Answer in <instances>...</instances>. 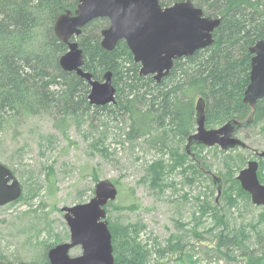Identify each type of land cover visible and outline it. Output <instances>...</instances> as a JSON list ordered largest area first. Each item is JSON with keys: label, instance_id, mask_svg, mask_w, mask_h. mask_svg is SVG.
<instances>
[{"label": "rangeland", "instance_id": "374dc122", "mask_svg": "<svg viewBox=\"0 0 264 264\" xmlns=\"http://www.w3.org/2000/svg\"><path fill=\"white\" fill-rule=\"evenodd\" d=\"M28 1L30 7L41 3ZM14 3L20 5V0ZM39 11L31 14L45 15L43 8ZM43 16L42 26L33 32L32 45L44 39ZM245 30V39L231 48L233 60L242 56L252 32L251 26ZM95 37L100 45L99 30ZM71 41L82 51L83 71L92 80L102 81L106 71L97 66L96 56L85 55L84 49H88L79 38ZM120 43L124 42L115 47L118 52L124 49ZM10 45L13 48L16 44L12 41ZM211 55L208 49L198 61H219L209 58ZM119 61L125 68L126 59L121 56ZM151 80L153 90L157 82ZM112 84L114 103L102 111L90 105L87 83L86 102L77 112L63 116L47 113L44 108L32 115L19 108L2 119L0 163L19 182L21 193L17 201L0 206V264H45L48 249L69 239L61 208L89 202L101 180L112 182L118 192L116 200L105 208L114 258L132 249L142 251L147 264H249L263 258L264 208L252 203L236 178L249 161H256L257 177L264 185V159L257 156V152H264V121L236 132L244 147L228 151L219 146L186 148L187 138L175 133L173 122L155 105L151 134L157 141L152 137L129 140L126 116L114 109L122 88L118 85L116 89L113 78ZM149 98L148 90L143 109L151 108ZM192 127L194 132L195 119ZM241 154L244 159L240 165L237 156ZM213 177L218 179L217 185ZM48 181L55 185L50 193ZM231 231L243 244L216 252L218 236ZM171 236L180 239L181 253H158L165 251ZM80 253L79 247L70 251L71 256ZM223 253L230 255L229 259Z\"/></svg>", "mask_w": 264, "mask_h": 264}, {"label": "trees", "instance_id": "16d2710c", "mask_svg": "<svg viewBox=\"0 0 264 264\" xmlns=\"http://www.w3.org/2000/svg\"><path fill=\"white\" fill-rule=\"evenodd\" d=\"M27 1L24 0L23 3V0H20V5H16L14 0H0V129L2 119L16 114L15 111L19 108L32 115L46 108L47 113L51 111L65 116L68 112L82 109L86 102L87 82L60 68L59 59L67 51V47L53 33L56 18L66 11L73 12L78 0H32L41 2L33 7H30V2ZM182 1L186 0H159V4L161 7H168ZM189 1L202 9L204 16L220 18V24L213 33V43L204 51H198L188 57L186 61H174L168 76L157 83L156 89L154 87L153 90L149 87L151 77L139 75V65L134 63L124 43H120L124 49L119 52L118 47L111 52H106L100 47L99 37L97 40L95 32L99 30L100 36L107 20L92 21L82 29L79 40H82L81 43L84 42L85 48L88 49H84L85 55L90 54L91 58L96 56L97 66L112 73L116 89L121 85V99L117 101L114 109L126 116L129 140L152 137V112H155V105L173 122L175 133L187 138L193 133L196 99L204 101L207 129L218 128L230 120L244 122L251 114L252 126L264 121V100L259 101L253 110L242 102L252 58L249 48L256 41L264 39V0ZM42 8L44 16L41 13L31 14L35 9L42 11ZM42 16L46 22L42 35L44 39L32 45L35 39L33 32L43 24ZM249 26L252 32H249L244 52L239 59L233 60L231 48L236 43L241 44L242 37L245 39L248 35L245 27ZM12 41L16 44L13 48L8 46ZM30 45L33 48H30ZM208 49L212 51L209 58L219 61H198L199 55ZM121 56L126 59L123 61L125 68L119 61ZM83 82L86 84L83 85ZM148 90L149 96L152 97L149 98L152 102L151 108L143 109L141 104L144 103L143 97L148 94ZM106 107L96 109L102 111ZM152 138L154 142L157 141L155 137ZM237 159L241 165L243 155H238ZM47 184L50 193V189H55V185L52 183L51 186L50 181ZM239 238L241 239L232 231L221 233L214 248L218 253L227 251L230 247L239 248L243 244V241L239 242ZM166 243L168 247L165 251L158 250V253H181L180 239L177 236H171ZM244 254L243 252L242 255ZM223 255L227 259L230 257L227 253ZM45 264H49L48 261L45 260ZM114 264L147 263L142 251L132 249L125 256L115 257ZM249 264H264V257L250 261Z\"/></svg>", "mask_w": 264, "mask_h": 264}, {"label": "water", "instance_id": "95a60500", "mask_svg": "<svg viewBox=\"0 0 264 264\" xmlns=\"http://www.w3.org/2000/svg\"><path fill=\"white\" fill-rule=\"evenodd\" d=\"M98 19L108 21L100 32V47L111 52L119 42H124L139 75L151 76L159 83L170 73L174 61L193 56L213 43V33L220 24V18L206 17L203 11L189 0L161 7L159 0H78L73 12L59 15L53 25V33L65 43L67 51L59 59L60 68L75 73L87 81L90 90V105L103 107L114 103L115 88L112 73L106 72L102 81L92 80L83 71V55L73 38L86 25ZM250 72L242 102L253 110L264 99V39L256 41L250 48ZM253 114L244 122L230 120L218 128L205 127L204 101L198 99L195 105L196 129L187 137V146H219L223 151L244 144L235 137L239 129L249 127ZM264 159V152H257ZM258 163L249 161L237 180L241 189L251 196V201L264 208V185L257 177ZM215 184L219 182L213 177ZM21 193L19 182L11 171L0 163V206L15 202ZM117 188L109 180L95 185L94 197L85 204L61 208L69 230L67 242L58 243L48 249L49 264H114L111 234L105 221V208L117 197ZM80 247L78 256L70 251Z\"/></svg>", "mask_w": 264, "mask_h": 264}, {"label": "flooded vegetation", "instance_id": "af4514ba", "mask_svg": "<svg viewBox=\"0 0 264 264\" xmlns=\"http://www.w3.org/2000/svg\"><path fill=\"white\" fill-rule=\"evenodd\" d=\"M64 14V13H63ZM81 32H82V29H81ZM81 36V33L77 36V38H79ZM60 41V40H59ZM61 42V41H60ZM63 43V42H62ZM63 44H65V43H63ZM125 44V43H124ZM66 45V44H65ZM65 54V53H64ZM161 82V81H160ZM159 82V83H160ZM80 248V247H79ZM80 250H81V248H80Z\"/></svg>", "mask_w": 264, "mask_h": 264}, {"label": "bare ground", "instance_id": "6f19581e", "mask_svg": "<svg viewBox=\"0 0 264 264\" xmlns=\"http://www.w3.org/2000/svg\"><path fill=\"white\" fill-rule=\"evenodd\" d=\"M250 198H251V196H250Z\"/></svg>", "mask_w": 264, "mask_h": 264}]
</instances>
